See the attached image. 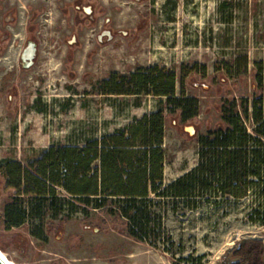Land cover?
<instances>
[{
	"label": "rangeland",
	"instance_id": "rangeland-1",
	"mask_svg": "<svg viewBox=\"0 0 264 264\" xmlns=\"http://www.w3.org/2000/svg\"><path fill=\"white\" fill-rule=\"evenodd\" d=\"M224 1L97 0L100 22L110 17L114 38L99 43L97 29L82 30L69 55L70 13L62 9L71 0H0V34H9L0 47V159L26 164L53 143L80 142L154 110L153 94H141L135 106V95L101 93L97 82L114 72L159 66L175 72L177 94L184 89L199 100V114L190 120L166 115L165 182L191 169L198 160L197 133L221 121L222 99L252 100L261 91L255 76L256 62L264 67V0H228L231 8ZM9 10L15 18L8 21ZM30 35L36 55L25 66L20 56ZM12 193L1 181L0 249L14 264H224L237 240L264 241V225L243 216L246 199L168 209L174 254L124 234L121 220L99 210L55 220L42 241L26 226L5 225L4 204Z\"/></svg>",
	"mask_w": 264,
	"mask_h": 264
},
{
	"label": "trees",
	"instance_id": "trees-1",
	"mask_svg": "<svg viewBox=\"0 0 264 264\" xmlns=\"http://www.w3.org/2000/svg\"><path fill=\"white\" fill-rule=\"evenodd\" d=\"M223 5L231 8L232 2ZM256 65L260 93L252 100L223 98L221 121L197 133L196 165L168 183L166 115L177 114L182 122L196 117L198 98L184 89L177 94L175 72L159 66L129 74L114 72L98 80L101 93L135 95V106L141 105V94H153L158 97L156 108L133 116L124 127L84 135L80 142L53 143L26 164L12 157L0 159V183L13 190L4 204L5 225L26 226L34 237L47 241L46 230L55 220L63 223L77 213L88 217L93 211H105L121 220L124 234L170 254L175 253L176 242L166 225L168 209L246 199L244 218L264 225L263 60ZM224 264H264V241L237 240Z\"/></svg>",
	"mask_w": 264,
	"mask_h": 264
},
{
	"label": "flooded vegetation",
	"instance_id": "flooded-vegetation-1",
	"mask_svg": "<svg viewBox=\"0 0 264 264\" xmlns=\"http://www.w3.org/2000/svg\"><path fill=\"white\" fill-rule=\"evenodd\" d=\"M97 0H71L69 6H65L62 9V13L66 15V12L69 11L70 13V21H71V38L67 40V47L69 49L67 51H70L69 55H72L71 47L75 45L80 38V35H77L78 33H81L82 30L87 29H97V32L95 33L97 42L101 43L105 40H111L114 38V33L112 31V27L110 24L111 19L110 17H103L102 22H100V16L98 15L100 13L99 8H96ZM14 12L9 10L5 16L6 20H12L14 19ZM30 25V24H29ZM30 26H28L29 31ZM123 33H127L125 30H121ZM29 33V32H28ZM30 34V33H29ZM9 37V34H0V47L3 41H5ZM33 44L35 48V55H36V42L32 40L31 35L26 41V44L23 48V50L29 45ZM22 50V52H23ZM22 55V53H21ZM34 55V58H35ZM21 62L23 65L27 64L30 60L29 59H23L22 56H20ZM33 58V60H34Z\"/></svg>",
	"mask_w": 264,
	"mask_h": 264
},
{
	"label": "water",
	"instance_id": "water-1",
	"mask_svg": "<svg viewBox=\"0 0 264 264\" xmlns=\"http://www.w3.org/2000/svg\"><path fill=\"white\" fill-rule=\"evenodd\" d=\"M35 55V48L33 44H29L22 52L23 59H29L30 61L25 64V66H30L33 63V58ZM0 264H8L5 259L0 254Z\"/></svg>",
	"mask_w": 264,
	"mask_h": 264
},
{
	"label": "bare ground",
	"instance_id": "bare-ground-1",
	"mask_svg": "<svg viewBox=\"0 0 264 264\" xmlns=\"http://www.w3.org/2000/svg\"><path fill=\"white\" fill-rule=\"evenodd\" d=\"M0 254L1 256L5 259V261L8 263V264H14L7 256L6 254L0 249Z\"/></svg>",
	"mask_w": 264,
	"mask_h": 264
}]
</instances>
